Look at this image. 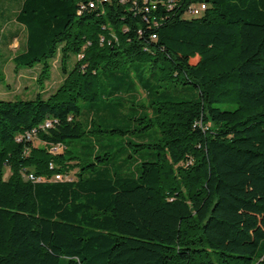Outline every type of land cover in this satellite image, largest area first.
I'll list each match as a JSON object with an SVG mask.
<instances>
[{"label":"trees","instance_id":"obj_1","mask_svg":"<svg viewBox=\"0 0 264 264\" xmlns=\"http://www.w3.org/2000/svg\"><path fill=\"white\" fill-rule=\"evenodd\" d=\"M14 19L42 90L0 98V264H264V0H19Z\"/></svg>","mask_w":264,"mask_h":264},{"label":"rangeland","instance_id":"obj_2","mask_svg":"<svg viewBox=\"0 0 264 264\" xmlns=\"http://www.w3.org/2000/svg\"><path fill=\"white\" fill-rule=\"evenodd\" d=\"M18 5L19 0H0V33L7 34L12 30L17 34L8 48H2L0 46L3 55L7 58L4 68L5 81L0 84V98L2 99L33 98L38 91L42 90L37 82V77L40 73L38 67L32 69H20L17 71L12 61V58L17 53L23 51L26 41V32L24 28L17 24L14 19V11L18 8ZM196 60L197 59H195V61ZM63 79L64 74L61 69L60 60L56 59L53 62L51 78L45 82V95L48 96L52 93L61 84ZM135 93L140 94V99L146 102V95L140 87H138V90L135 91ZM230 107L233 108L234 106ZM89 113V110L84 105L82 117H87ZM101 113V117L107 119L108 122H111L112 124L116 122V117L111 115L109 110L103 109ZM96 116L97 113L94 117L98 118ZM149 136V133L141 132L140 139H148ZM35 144H39L37 140L35 141ZM9 174L10 172L7 171L6 177H8ZM24 176L27 178L28 174L25 173Z\"/></svg>","mask_w":264,"mask_h":264},{"label":"built area","instance_id":"obj_3","mask_svg":"<svg viewBox=\"0 0 264 264\" xmlns=\"http://www.w3.org/2000/svg\"><path fill=\"white\" fill-rule=\"evenodd\" d=\"M206 7L207 6L205 3L195 4V5L191 6L190 14L193 16H200L203 13V11L206 9ZM49 125H50V123H47V126H49ZM36 133H37V130L29 131L24 136H26L29 139H32V137H36L35 136ZM21 139L22 138H19V140H21ZM63 150H64V146L61 144L51 146V151H53V152H61ZM27 178H29L33 181H42L43 180L42 177H36L33 174H28ZM53 180L62 181V180H71V178L69 175H64L62 173H59L53 177Z\"/></svg>","mask_w":264,"mask_h":264}]
</instances>
